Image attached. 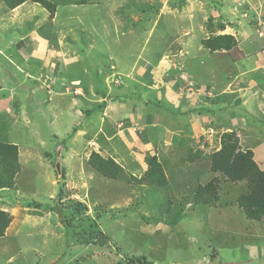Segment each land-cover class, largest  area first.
I'll list each match as a JSON object with an SVG mask.
<instances>
[{"label":"rangeland","instance_id":"374dc122","mask_svg":"<svg viewBox=\"0 0 264 264\" xmlns=\"http://www.w3.org/2000/svg\"><path fill=\"white\" fill-rule=\"evenodd\" d=\"M0 14V86L4 87L0 88V110L6 101L16 99L13 116L18 113V117L5 120L2 132L6 135L0 133V138L7 137L27 151L31 148L35 155L21 167L15 187L0 188V207L13 215L10 227L0 237V264H129L130 258L146 259L152 264H264L257 260L259 256L264 258V220L247 218L236 204V196L245 190L244 182L221 178L219 203L199 204L195 208L187 204L183 218L172 223L188 189L179 188L177 173L191 182H196L197 177L192 170L178 169L177 162L165 160L170 152L163 149L164 133L183 131L178 122L183 118L181 105L166 96L159 98L158 91L147 87L149 79L144 73L149 67L151 71L157 68L154 76L158 84L169 79V75L174 79L180 75L179 100L196 84L205 90L207 83L212 86L215 76L232 77L230 98L238 95L242 103L239 105L234 99V104L218 105L214 112L216 128H221L219 121L232 130L239 124L241 147L252 149L264 168V94L260 91L261 98L256 97L258 91L242 94L243 88L251 86L249 79L255 74L261 78L253 82L264 83V59L257 61L261 59L257 52L264 53V35L258 31L264 32V0H103L101 4H60L52 20L39 3L29 1L8 10L0 1ZM220 23L226 25L225 29H219ZM41 26L43 32L55 38V43L48 38L46 45L39 39L31 41L35 33L42 35ZM212 31L234 34L238 45L228 52L201 50L202 38ZM181 46H185L183 54L188 51L197 57L199 67L183 61L184 70L180 71L182 68L175 65L178 57L175 60L171 55V60H163L167 52L171 54ZM36 51L41 53L35 54ZM69 51L75 56L67 54ZM189 74H199V78L195 80ZM75 78L82 80L95 102L102 92L110 90L109 102L117 93L127 109L115 108L116 113L104 122L97 112L91 117L82 116L80 111L92 108L95 102L82 107L76 96L64 94L67 91L63 87ZM124 82V90L130 91L132 98L119 90ZM145 98L153 101L144 106L147 110H142L148 113L150 126L140 145L128 144L134 133L131 122L126 119L121 133L113 118L123 111L127 118V113L133 112L132 99L143 103ZM91 119L97 131L89 129L81 136L79 131L84 132ZM214 130L209 129L208 133L213 134ZM165 136L170 138L169 133ZM150 141L158 150H146ZM137 147L143 149L142 154L136 153ZM93 148L139 177L144 172L135 164L145 167V156L159 152L167 163L171 185L167 189H150L146 184L129 186L122 179L107 178L87 163V153ZM203 175L199 182L205 183L218 174ZM63 181L64 203L71 198L87 205L84 213L75 215L72 227L63 221L74 214L72 210L61 214L51 209ZM166 199L173 202L169 204ZM99 232L108 237L107 243L102 244Z\"/></svg>","mask_w":264,"mask_h":264},{"label":"trees","instance_id":"16d2710c","mask_svg":"<svg viewBox=\"0 0 264 264\" xmlns=\"http://www.w3.org/2000/svg\"><path fill=\"white\" fill-rule=\"evenodd\" d=\"M3 6L8 10H14L25 2H36L41 4L49 11V18L52 20L56 14L60 4H101L103 0H0ZM142 1V0H139ZM225 24L220 23L219 29H225ZM209 28H213L210 21ZM42 35L52 40L55 43V38L51 34L43 32V26L39 29ZM44 33V34H43ZM202 46L210 51H231L238 45L237 37L232 33H215L202 38ZM190 51V50H189ZM188 52V51H186ZM183 57H187V53ZM259 80L261 76L255 75ZM71 92V91H70ZM104 103V102H102ZM240 104L241 100H237ZM101 107V104H98ZM95 110V109H94ZM93 111V109H92ZM221 147L213 151L205 157L209 170L218 175L213 176L205 183L191 182L179 188H187L186 199L183 200L182 207L178 208L180 211L173 220V224L177 223V219L183 218L184 207L190 204V207L195 208L199 204L216 205L221 199L219 193L221 178H224L233 183H245V190L238 195L236 204H238L245 212L247 218L255 220H264V168L255 159V154L252 149H243L240 145V137L235 130L225 131L221 134ZM196 153V152H195ZM201 154V153H199ZM187 161V159H185ZM145 162L148 168L144 171L142 176H137L131 172L125 171L124 167L111 156H104L98 151H92L87 163L96 172L111 179H122L129 184L135 186L136 184H146L149 188H165L171 185L172 178L166 171L165 161L161 160L158 154H147ZM21 164L18 160V146L8 141H0V188H13L15 187V177L21 170ZM63 186L60 188L58 200L55 206L60 208L55 209L58 213H63L65 210L73 211L71 216L64 217L63 221L70 227L73 226L75 215H81L87 210V205L78 199L67 198L64 203L65 181L62 182ZM132 188V187H131ZM166 202L171 204L173 200L166 199ZM38 207V205H35ZM40 206V205H39ZM169 211L171 207L166 206ZM63 217V215H62ZM13 220V215L9 211L0 208V237L4 236L7 229L10 227ZM157 222V221H155ZM103 242H108V237L99 232ZM152 264L148 263L146 259L140 260L130 258L129 264Z\"/></svg>","mask_w":264,"mask_h":264},{"label":"crops","instance_id":"0c3cea01","mask_svg":"<svg viewBox=\"0 0 264 264\" xmlns=\"http://www.w3.org/2000/svg\"><path fill=\"white\" fill-rule=\"evenodd\" d=\"M233 9H234V7H233ZM33 31H35V30H33ZM34 35H35V37L31 41L36 40L39 42V40H40V43L44 42V44L46 43V41H48L47 38H45L43 35H41L39 33L38 34L35 33ZM40 35L42 37H40ZM31 41H29V44L31 43ZM200 46H201V50L206 51V49L202 46V43ZM184 48H185V46H181L177 50H173L171 54L169 52H167V55L165 56V58L163 60L170 59L171 55H172L171 57L175 58V60L178 57V59L175 62V65H178V67L180 69L182 68L180 71L184 70V68L181 65V62H183V61L184 62L187 61V63L189 62V63L193 64L194 66H198L199 64L197 61V57L195 55H192L191 52L190 53L186 52L188 56L185 58L183 57V49ZM54 50H57V49L55 48ZM223 52H228V51H223ZM39 53H41V51L35 52V54H39ZM210 53H215V52H210ZM67 54H71V56H75L74 53L71 51H69ZM193 54H194V52H193ZM257 56L261 57V59L260 60L258 59L257 61L261 62L262 59H264V53L262 51H258ZM29 57H30V60L33 58V56H31V53H30ZM198 67H195V68H198ZM156 70H157V68L155 70L151 71V69L149 67L148 72H144L149 79V82H148L149 86L147 85V87L148 88L152 87V88H150L151 90L153 89V90L158 91L157 95L159 98L166 96V97H169L172 101L177 102V104L180 103L181 111H182L181 115L183 117L182 119H180V121L178 120V122H181L182 130H183L181 134L175 133L176 132L175 130H170V131L164 133L163 137L165 138V140L163 142V149L166 150L164 152H167V151L170 152V155L165 156V160L168 158V160H173L175 163L177 162L175 164V166H177L178 169L192 170L191 171L192 175L197 177L196 182H199V180L202 179L200 177L203 175L204 172H205V174H208V176L210 175V172H211L209 170L208 163L205 160L206 159L205 157L207 156V154H209L213 151H216L221 147V139H220L221 134L225 131H231L232 130L230 128V125H228L227 123H222L224 121H219V123L221 124L220 129L216 128L215 115H214L216 107L220 104L226 105V103H229V102L231 104H234L235 103V102H233L234 99L241 100V103H242V98L239 97L238 95L235 96L234 99H232V100L230 98L231 96H233V94L231 93L232 91L230 90V88L232 86V83L230 82L232 80V77L229 78L225 75L224 77L218 78L214 75L215 76L214 83H213L214 85L212 84V86H211V83H207V85L204 86L205 90H201L200 85L196 84L195 88L190 87L188 92H183L186 94V95H184L185 98L182 97V99L179 100L181 98V95L178 93H182L181 89L179 87V85L181 86V83H182L181 80L179 79L180 75L175 79L173 76L169 75L170 76L169 79H167V77H166V79H164L163 83L159 82V84H158V80L154 76V73ZM180 71H177V74H180ZM197 71L198 70L194 69V72H197ZM140 74L142 75V72H140ZM189 75L192 78H194L195 80H196V78L197 79L199 78V74H197V75L189 74ZM255 75H259V74H255ZM255 75L249 79V83L251 82V86L249 87V85H247V88H243L242 94L245 93L243 95L247 96V93L255 94L258 91L256 97L261 98L260 91H262L264 94V83L258 84V83L253 82V80L256 78ZM259 76H261V75H259ZM171 79H174L173 81L176 83L173 84L174 82L173 81L171 82L170 81ZM222 79H223V84H221ZM50 81L52 82V80H50ZM43 82H46V79ZM219 84H221L220 85L221 87L219 86ZM230 84H231V86H230ZM252 85L255 86V88H253ZM217 86H219V88H217ZM77 87H79L80 89ZM125 87H126V85L124 82V85L122 87L120 86L119 90L122 92V94L124 96H126L128 98H132V97H130L131 92L130 91L127 92L124 90ZM0 88L4 89V87H2V86H0ZM39 88H40V85H39ZM63 88H64V91H67L64 94H73L74 96H76L77 103H80L82 105V107H87V105L89 106L95 102V100H93L91 98L92 97L90 94L91 92L88 91V88H86L85 86H82V80H80V78L72 79L71 84L65 85V87H63ZM148 88H146L145 91L148 90ZM164 88L166 89L165 92L162 91ZM52 89H53V87H52ZM76 89H79L78 93H77ZM228 89L231 92H228ZM32 92L35 93L34 91H32ZM2 95L5 96V94H3V93H2ZM111 95L112 94H111L110 90L106 94L104 92H102L101 96L98 99H96V102L92 108L80 111L82 116L91 117L92 115L95 114V112H97L99 115H101L102 121L104 122L105 120L111 119L110 115L116 113L114 110L115 108H117L119 111L127 109L125 104H124L125 101L121 100L118 97L117 93L115 94L113 101L109 102V100L107 98L110 97ZM177 95H179V96H177ZM12 96H14V95H12ZM57 96L60 97L61 95H57ZM171 96L173 98H171ZM176 96L178 98H176ZM246 99L247 98H245V100ZM262 100H264V95H263ZM127 101H129V100H127ZM133 101L134 100L132 99L133 112L127 113V118L124 116V111H123V113L118 118H113V119L115 122L118 123V127H121V130H120L121 133L123 132L122 129L124 128V126H126V119L129 120L131 122L132 130L134 133H133L132 137L130 138V139H132V141L129 140L128 144L129 143L133 144L134 142L135 143L138 142L137 145H140V142L142 140H144L143 135H144L145 131L146 130L148 131V126H150V122L148 119V113L147 112L143 113L142 110L143 111L147 110V109H144V106H146L147 104L150 105L153 101L145 98V101L143 102V103H145V105L143 103H139V102L136 103ZM12 102L6 101V103L3 106L2 111L0 110V133H2V135H6L5 132L4 133L2 132V129H4L3 123L5 122V120L12 119V117H18V113H16V116H13V113H15V109L17 107V105L15 106L14 103L15 102L17 103V101H16V99H14ZM37 102H38V99H36V103ZM102 102H104V103H102ZM8 103H9V105H8ZM112 103L113 104L114 103L120 104V106H117V107L113 106ZM55 104L57 107L58 105L60 106L61 102L55 103ZM98 104H101V107H99ZM10 105H14V106H12L11 111L8 112V110H9L8 107ZM1 108H2V106H1ZM92 109H93V111H92ZM168 110L170 111L171 109H168ZM67 111H68L67 107H65L64 108L65 116H67ZM143 119H144V121H143ZM90 122L91 123H88L86 125V129L84 132H83V130L79 129L80 130L79 134L81 136L85 135L86 131H88L89 129L97 131L94 128V120L91 119ZM209 129H213V130L216 129V131L218 132V135H215V133H216L215 130H214L215 132L213 134L208 133ZM76 130L77 129L75 128L72 135H74ZM233 130H235L238 133V136L240 137V145H241V133L239 131L240 130L239 124L237 126H234ZM166 133L170 134V138H167L165 136ZM136 136H138V137H136ZM167 136H168V134H167ZM6 138L7 137L2 138V139L0 138V141H8V142L18 146V160H19V163L21 164V166H23L24 163L31 161L35 157L34 152L31 151L33 149H31L30 146H27V149L30 148L27 151L24 147H20V145L16 144V142H14L12 140L10 141ZM136 138H138V140H136ZM173 141H175V143H177L176 146H178V147L174 146L175 143L172 144ZM125 142H126V139H125ZM149 143H150V145L146 148L147 151L149 148L157 149V147L155 145H153L151 141ZM92 144H94V143H92ZM179 144H181L180 147H179ZM195 144H199V146L196 147ZM141 145L143 148H145L143 146V142ZM213 146L215 147L213 150H207ZM175 147H176V149H174ZM94 150L98 151L100 154H102L99 150H96L93 148V149H90L88 151L87 155H89V153L91 154V152ZM136 151H137L136 152L137 154H142L141 152L143 151V149H139L137 147ZM24 152H25V155H23ZM199 153H201V154H199ZM154 154H156V153H154ZM157 154L159 155L160 159L162 160V156H160L161 154L159 152ZM102 155H104V154H102ZM185 159H187V161H185ZM135 165L138 166L141 169V171H143V172L148 168L147 165L146 166L144 165L145 167H141L139 163H136ZM165 165H167L166 162H165ZM142 173H140V174H142ZM167 173H169V172L167 171ZM177 174L180 175V180L178 182V185H185L188 183L187 178H185L184 175H182L181 173H177ZM199 183H202V182H199ZM238 195L236 197H238ZM0 208H2V207H0ZM180 220H178L177 223ZM215 255H216V253L213 251L212 256L214 258H215ZM252 258H254V257H252ZM257 260H260V262L264 263L263 257L261 258L259 256L257 258Z\"/></svg>","mask_w":264,"mask_h":264},{"label":"clouds","instance_id":"9594fccd","mask_svg":"<svg viewBox=\"0 0 264 264\" xmlns=\"http://www.w3.org/2000/svg\"><path fill=\"white\" fill-rule=\"evenodd\" d=\"M258 31L261 35H264V32L261 29H258Z\"/></svg>","mask_w":264,"mask_h":264},{"label":"water","instance_id":"95a60500","mask_svg":"<svg viewBox=\"0 0 264 264\" xmlns=\"http://www.w3.org/2000/svg\"><path fill=\"white\" fill-rule=\"evenodd\" d=\"M9 76H10V77H11V79H12V77H13V76H12V74H11V73H9ZM10 81H12V80H10Z\"/></svg>","mask_w":264,"mask_h":264}]
</instances>
